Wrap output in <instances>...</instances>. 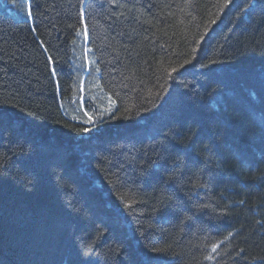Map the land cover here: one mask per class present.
<instances>
[{"label": "trees", "instance_id": "1", "mask_svg": "<svg viewBox=\"0 0 264 264\" xmlns=\"http://www.w3.org/2000/svg\"><path fill=\"white\" fill-rule=\"evenodd\" d=\"M0 264H264V0H0Z\"/></svg>", "mask_w": 264, "mask_h": 264}, {"label": "snow or ice", "instance_id": "2", "mask_svg": "<svg viewBox=\"0 0 264 264\" xmlns=\"http://www.w3.org/2000/svg\"><path fill=\"white\" fill-rule=\"evenodd\" d=\"M230 2V0H225V3L227 4V3H229ZM185 63H187V61H185ZM173 71H175V70H173ZM85 123H88V124H93L94 123V121L92 120V118L91 117H89L88 118V120L87 121H85ZM83 131L84 132H90V128H84L83 129ZM240 203H243V201H240ZM212 247H213V250H215V248H216V245H212ZM207 259H211V257L209 256V257H206Z\"/></svg>", "mask_w": 264, "mask_h": 264}]
</instances>
